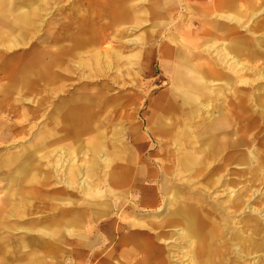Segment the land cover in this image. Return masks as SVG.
Listing matches in <instances>:
<instances>
[{
  "label": "rangeland",
  "instance_id": "rangeland-1",
  "mask_svg": "<svg viewBox=\"0 0 264 264\" xmlns=\"http://www.w3.org/2000/svg\"><path fill=\"white\" fill-rule=\"evenodd\" d=\"M30 1L36 2L34 0H0V264H95L99 256H102L108 264H112L110 258H113L115 254H110L113 245L110 241H106L110 244L106 242V244H99L96 241L93 243V255L86 256V251L89 249L87 245L90 241L88 229L91 227H94L92 233L95 240H98V234L103 228L107 232H116L118 229L123 234L127 233V228L132 229L130 233H139L137 232L139 229L151 231L146 244L152 246V253H145L143 248L134 249L133 262L134 260H145L149 255L152 259L153 256H157V252L166 257L168 264L186 263L181 260V251L178 252L174 248L178 244L177 248L181 249V238L176 240L178 228H168L167 225L163 229L159 227V221L166 222L169 218L162 214L165 208L164 196L171 194L173 190L177 191L175 192L177 202L170 204L171 208L175 209V206L181 205L183 197L181 193L186 194L181 178L174 177L172 174L169 179L173 180L171 184L176 189L168 185L169 190L165 194L161 191L157 194V191L153 189V195L150 197L155 201L148 200V196L143 198L141 204L143 209L139 203V197L147 182H152L151 187L158 189L163 179L159 174L163 164H166L174 173L178 171L176 168H179L181 146L179 147L176 142L183 145L185 141L177 140L174 135L179 127L153 126L155 128L148 129L145 113L149 109L161 111L163 106L159 103L162 100L158 97L170 91L167 76L158 58L162 51H159L157 56V50L162 45L156 47V42L158 44L165 42L166 39L168 40L167 35L170 34L176 37V40L173 38L174 41L171 42L169 48H176L174 46L179 40L181 41V52L184 53L183 43L187 42L185 38H190L193 33L201 29L203 19L209 9L208 4L214 0H192V3L189 0H174L178 4L170 9L171 19L168 26L160 29L153 28L154 32L151 33L152 22H155V19L142 20L132 11L135 7L132 2L134 0H127L120 8H113V6L110 8L111 18L108 24V26L112 23V25L125 24L127 28L112 29L109 27L106 30L108 33L104 36L93 34L95 24L98 27L99 23H102L101 19H95V23L91 19L88 25L81 19L83 9L90 5L89 0H64L58 4H55V0H45L47 3H42L43 10L38 16H31L29 26H21L20 29L7 26L15 20L20 11L26 8L33 10L34 4ZM141 1L147 2L146 6H142L144 15L150 17L151 9L157 7V15L163 17L162 5L156 2L152 4L151 0ZM252 3L256 6V10H252L253 13L264 8V1L249 0V4ZM94 6L93 4L92 7ZM139 21L145 23L136 28ZM103 22H108V19H103ZM185 23L188 28H185ZM165 24L163 19L160 27ZM245 25L250 32H254L250 35V39L264 44V12L247 19ZM108 26L105 25V27ZM83 29L85 32L82 35ZM98 31L102 32L100 28ZM140 32L144 33L145 41H148L152 48L149 71H137V74L133 75V72H136L133 66V69H124L125 77L119 80L118 70L120 71V68L115 52L120 50L123 55L127 54L133 45L125 43L124 40ZM243 34L246 33L239 32V35ZM87 37L94 39L92 45L89 44L82 49L74 47L78 39ZM100 37L104 38L102 44H100ZM221 42V40L218 41V48H221L219 44ZM92 49L105 56L104 67L95 66L90 53ZM214 54L216 53L211 55L214 56ZM46 60L52 62L49 74L52 73L56 77L50 76L49 81L41 78L33 79L34 73L38 71V65ZM243 62L249 64L246 60ZM242 78L251 79L253 87L264 85V80L256 79L248 71H243L237 79L242 80ZM236 81L227 91L219 85L216 86L214 92L220 95L210 101L211 105L208 108L211 107L214 111L211 117L204 111H198L189 118L188 110L179 108L176 104L165 116L169 117L176 126H180L181 123L190 126L188 129H191L193 140L195 137L198 140L203 131H206L209 126L205 123L210 118L213 124L224 121L225 125L217 126L224 128L218 131H228L232 138L241 137L244 145L240 146V149L223 147L217 153L212 154L214 158L205 176L214 171H217V175L222 174L225 177L239 176L240 184L248 186L250 181L249 175L245 174L246 169L244 167L234 169L232 165L235 163L236 154L241 153L240 150L245 153L247 147L257 151L261 157V163H264V103L258 108L251 107V102L247 100L251 91L242 92L239 88L241 84ZM135 83L136 87L132 85ZM224 94L227 96L225 97ZM237 99L238 101L241 99L245 106L246 115L242 117L235 108L239 106ZM155 100L157 101L152 104L151 101ZM61 103L62 106H60ZM86 107H88L86 111L92 114V122L97 123L95 131L100 132L104 129L108 148L112 151L114 141L116 146L119 145L122 149L121 159L111 160L109 164L102 161L104 154H100V158L96 159L88 152L87 145L91 132L72 129L77 126L72 119L74 111L85 110ZM121 127L122 137L116 141L114 140L115 135H112L113 130ZM231 132L234 134L232 135ZM202 140L206 139L203 138L200 141ZM48 147L57 148L56 155L58 156L69 152L68 157L75 160L74 165L85 166L87 162H94L93 174L88 178L84 188L78 183L82 179L79 176L68 186L61 180L64 178V168L57 165L58 176L54 175L50 165L47 166L50 161L38 159L37 156L47 151ZM36 148H40L41 151L34 152ZM28 154L32 155L31 159L24 163V157ZM222 159L228 162L220 166ZM18 168L19 174L14 173ZM110 170L113 174L115 173L116 179L109 180L107 175ZM234 172L239 174L235 175ZM150 175L151 178L146 177ZM135 177L139 178L137 179L139 183L142 180L143 185L133 182L130 185L132 178ZM202 181L203 179L199 178L195 184ZM256 181H260L259 184L258 182L250 183V186L252 184L259 190L255 194H251L252 191L249 192L248 202L255 207L264 208V181L262 177ZM105 186H114L113 189L116 191L113 194L120 197L130 196L129 199H124L127 202L124 211L129 210L134 213L127 216V220L148 221L151 224L120 223L119 219L114 216L110 218L114 221L113 226L110 225L111 222L106 225L102 221L96 223L97 218L92 217L87 210L90 209L92 203L96 202V200L91 201L95 192L101 191L99 188L104 190ZM67 200H70V204L65 203L68 202ZM113 200L115 199L112 196L108 200L109 204L106 206L108 212L109 207L113 209ZM145 204L155 210H145ZM50 205L56 207L57 210L50 212ZM245 213L247 214L248 211ZM252 215L255 216V214ZM51 216L54 219L51 220ZM85 217L87 218L84 221ZM67 218L69 221L66 225L69 223V226L61 227V222ZM91 218L92 222H90ZM257 219L264 223V215L260 217L258 215ZM52 222L58 226L51 228ZM82 223L86 224L80 225ZM67 227L70 233L66 231ZM160 234L175 239L177 243L172 240L164 245L155 238V235ZM244 236L247 234L245 233ZM50 240L57 241V245L52 246ZM151 240H154V243ZM235 248L231 247L229 253L233 259L237 254ZM260 252L259 250L253 255L256 256ZM168 253H173L174 256L169 259ZM240 255L243 256L240 262L253 264L256 261L253 255H245L242 252ZM91 256L92 260H90ZM128 260L129 258H127V263Z\"/></svg>",
  "mask_w": 264,
  "mask_h": 264
},
{
  "label": "bare ground",
  "instance_id": "bare-ground-1",
  "mask_svg": "<svg viewBox=\"0 0 264 264\" xmlns=\"http://www.w3.org/2000/svg\"><path fill=\"white\" fill-rule=\"evenodd\" d=\"M34 1L36 2L30 1V3L34 4L33 10L26 8V10L20 11L16 15L15 20L11 21L7 26L17 29H20L21 26H29L31 16H38L43 10L42 3H47L45 0ZM207 4L205 5L207 6ZM208 5L209 9L208 11L206 10L207 13L203 19L201 29L193 33L190 38H185L187 42L183 43L184 53L177 48H169L161 52L159 58H166L167 60V66L163 67V69L167 76L166 80L169 82L170 92L168 96L164 94L159 96L160 100H162L159 104L163 106L161 111L149 109L145 114L148 129L155 128L153 126L182 127L178 128L174 135H176L177 140L181 139V141H185L183 145L176 142L179 147L181 146V155L178 162L179 168H176L178 171L174 173L166 164H163L159 171L160 177H163V179L158 189L154 188V190L157 191V194L158 191L164 194L167 193L169 190L168 185H172L171 183H173V180H170L169 176L172 177L173 174L174 177L181 178V183L186 189V194L185 192L181 193V197L183 196L181 198V205L175 206V209L171 208L170 204L172 205V202L176 201L177 196L175 192L177 191L173 190L171 194L164 196L165 208L162 214L167 215L169 218L166 222L159 221V227L163 229L167 225L169 226L168 228H178L177 231L179 232L176 233V240L181 238V249L177 248L178 244L174 248L178 252L181 251V260L186 261L184 264H248L240 262L241 257H243L240 253L255 255L259 250L261 251L260 253L256 256L253 255L256 257V261L253 264H264V223L259 222L257 219L258 215L259 217L264 215V208L255 207L250 204L251 202H248L249 192L252 191L251 194H255L259 190V188H255L252 184L255 182L259 184L260 181L256 180H259L261 177L262 181H264V163H261V157L258 152L248 147L246 149L247 153L245 152L246 154L243 153V150H240L241 153L236 154L235 163L232 165L234 169H238L237 167H244L246 169L245 174L249 175L250 181L248 186L240 184L239 176L231 175L225 177L222 174L217 175V171L205 176L208 173L206 170L209 169L211 160L214 158L211 155L217 153L223 147L231 149L243 147L242 138H232L228 131L219 132L218 130L224 127L217 126H223L225 122L213 124L212 118H210L205 123L209 126L206 128V131H203L198 140L196 137L193 140L192 137L194 136L190 131L191 129H188L190 126H186L185 123L176 126L171 122L169 117L166 118L165 116L171 107L176 104L177 107L188 110L189 118L193 117L198 111H204V113L209 114L208 116L211 117L214 111L212 110L213 108H208L211 105L210 101L220 95L214 92L216 86L218 87L219 85L223 90L227 91L233 87L232 84L236 80L241 84L239 88L242 92L251 91L247 99L251 102V107L258 108L264 103V85L253 87L251 79H237L243 71H248L256 79L264 80V44L260 41L251 40L250 35H253L254 32H250V29L245 27V21L264 12V8L253 13L252 10H256V6L254 3L249 4V0H242V2L241 0H214ZM155 6H157L156 3ZM157 16L159 18V27L164 17ZM142 23L144 21L137 22L136 28ZM155 24L157 25V23ZM154 27L156 28L155 25ZM186 27L188 28L185 23ZM151 32H154L153 29L150 30ZM239 32H245L246 34L239 35ZM144 36V33L140 32L134 37L130 36L127 40H124L125 43L133 45V48L127 54L123 55L120 50L115 52L116 61L120 68V71L118 70V74L120 73L118 76L119 80L121 77L123 79L125 77L124 69H133V66L136 68V72L134 71L133 75L137 74V71H149V60L152 56L151 45L148 44V41H145ZM219 40L222 41L219 43L221 48H218L219 45H217ZM166 41L172 42L173 38L171 39L170 37ZM93 42L94 39L91 37L78 39L74 47L82 49L84 46L92 45ZM251 47H254V49H251ZM90 53L95 66L97 68L104 67L103 59L105 56L98 52L96 53L95 49H92ZM212 53L216 54L212 56ZM244 60L248 61L249 64H244ZM51 63L49 60L41 62L38 65L37 73H34L33 79L41 78L49 81L50 76L55 78L56 76L52 75V73L51 75L49 74ZM108 65L110 66L111 64ZM26 76L29 77V75ZM132 85L136 87V83ZM237 102H239V106L234 107L239 116L242 117L246 115L245 106L241 102V99L240 101L237 99ZM62 105L61 103L60 106ZM53 106L56 108L55 105ZM87 109L88 107L85 110L74 111L72 119L77 126L72 127V129L91 132L87 145L89 148L88 152L95 156L96 159L100 158V154H104L102 158L104 163L109 164L111 160L117 161L123 155L122 149L119 148V145L116 146L114 141L112 151L108 148L106 144L107 135L104 129L100 132L95 131L97 123L92 122V114L86 111ZM234 113L236 112L234 111ZM223 114L225 115L224 111ZM121 131L122 127L113 130L112 135H115L114 140L121 139ZM231 133L232 135L234 134V132ZM203 138L206 140L200 141ZM51 147H48L47 151H43V154L41 153L40 156H37L38 159H48L50 164H47V166L50 165L54 175L57 174L58 176L59 169L57 165L60 168H64V178L61 180L68 186L73 181L75 182L76 177L78 178L79 176L82 179L78 183L84 188L88 178L93 174L94 162H87L85 166H81V164L74 165L75 160L68 157L69 152H65L63 156H58L56 155L57 148ZM37 150L41 151L40 148H36L34 152ZM31 156V154L26 155L23 162L29 161ZM227 162L228 160L222 159L220 166ZM18 172L19 168L14 173ZM234 174L237 175L239 173L234 172ZM107 177L109 180L116 179L115 173L113 174L111 170L108 172ZM199 178L203 179V181L195 184ZM133 183L135 184L136 182ZM250 183H252L251 186ZM172 188L176 189L173 185ZM148 197V200L152 199L150 196ZM67 201L65 203L70 204V200ZM150 201H155V199ZM245 211H248V213L246 214ZM252 214H255V216ZM90 215L92 217L95 216L93 214ZM90 222H92V218ZM65 229L70 233L68 227ZM93 230L94 227L88 229L90 241L89 245H87L89 249L86 251V256L93 255V243H96V241L99 244H103L106 241L112 242L110 254L115 252L117 243L121 244V241L125 248V250H122L125 253L133 249L140 250L141 248L144 249L145 253H152L153 251L152 246H147L146 244L152 232L146 229H139L137 231L139 233H130L132 229L127 228V233L123 234L118 229L116 232H107L103 228L98 234V240L94 239ZM245 233L247 236H244ZM155 238L163 242L164 245L169 244L172 240L177 243L175 239L168 238L164 234L155 235ZM151 241L154 243V240ZM261 246L262 249H260ZM231 247H236L235 252L237 254L234 259L229 256ZM156 254L157 256H153L152 259H150L151 255H149L145 260H134V264H168L167 260H165L166 257L157 252ZM173 256V253H168L169 259ZM92 259L93 257L91 256L90 260ZM95 264L108 263L102 256H99Z\"/></svg>",
  "mask_w": 264,
  "mask_h": 264
},
{
  "label": "crops",
  "instance_id": "crops-1",
  "mask_svg": "<svg viewBox=\"0 0 264 264\" xmlns=\"http://www.w3.org/2000/svg\"><path fill=\"white\" fill-rule=\"evenodd\" d=\"M64 0H55V4L57 3H59V2H63ZM124 1H127V0H89V6H88V8H86V9H83V13H82V15H81V19H83V21H84V23L85 24H89V21L91 20V19H93V22L95 21V19L96 20H99V19H101L102 21V23H99V25H98V27H97V25L95 24V29H94V32H93V34H99L100 36H104V34H107L108 32H106V30H107V28H109V27H111L112 29H117V28H120V29H122L123 27L124 28H127V26L125 25V24H123V25H120V24H118V25H110V26H108V24L110 23V18H111V12H109V10H110V8L113 6V8H120L121 6H122V3L124 2ZM187 1V0H186ZM238 1H240V0H238ZM133 2V5L135 6L134 7V9H132V11L136 14V15H139L140 17H141V19L142 20H149V19H151V20H154L155 19V22L153 21L152 22V26H151V28L153 29V28H155L154 27V25L156 26V28L155 29H157V28H163V27H167L168 25L167 24H169V21H170V19H171V15H169L170 14V9L174 6V5H177L178 3H176L174 0H151V2H152V4H153V2H156L157 4H159V5H162L163 6V17H164V20H165V25H162V27H158V23H159V18H158V16H157V11H158V9H151V16L149 17V16H146V15H144L143 14V12H142V10H143V7L144 6H146V1L145 2H142L141 0H134V1H132ZM189 2L190 3H192V0H189ZM241 2H242V0H241ZM93 4L95 5L94 7H92L93 6ZM132 4V3H131ZM150 5H151V3H150ZM143 6V7H142ZM103 19L105 20V19H108V22H103ZM85 20H88L87 22L85 21ZM95 23V22H94ZM145 23V22H144ZM144 23H143V25H144ZM155 23H157V25L155 24ZM105 25H107L108 27H105ZM87 28V27H86ZM86 28H85V30H86ZM100 28L101 30H102V32H100V31H98V29ZM154 29V30H155ZM85 30L83 29L82 30V32H81V34L83 35L84 34V32H85ZM103 34V35H102ZM168 36V39L171 37V39L172 38H175V40H176V37H172V35H170V34H168L167 35ZM101 38V37H100ZM121 39V38H120ZM119 40V39H118ZM167 40V39H166ZM174 41V40H173ZM170 42V41H169ZM168 41H162L161 42V44L159 43L158 44V42H156V47H158L159 45H162L161 47H160V49H158L157 50V56L159 55V51H166V49H169V47H170V44H171V42L169 43ZM102 43H104V38H101V41H100V44H102ZM177 47V49H179V50H181V41H179L178 40V43H177V45H176ZM152 49V48H151ZM174 56V55H173ZM158 58H159V56H158ZM160 59V58H159ZM171 59H173V58H171ZM160 61H161V66L162 67H166L167 66V60H166V58H163V59H160ZM170 92V91H169ZM169 92H167V93H164V95H166V96H168V94H169ZM162 95V94H161ZM159 98V97H158ZM157 100H155V101H151L152 102V104L153 103H155ZM148 111V110H147ZM146 111V112H147ZM146 114V113H145ZM140 147H141V145H139ZM146 177H149V178H151L152 176L150 175V176H146ZM139 178H141V177H139ZM138 178V179H139ZM144 178V177H143ZM135 180H137V177H135V178H132V180H131V183H130V185L132 184V182H136V183H139V180L138 181H135ZM151 183L152 182H149V184L148 185H145V187L143 188V190H142V193H141V196L139 197V203H140V206H141V204H142V199L143 198H147V196H152L153 195V189L155 188V187H151L152 185H151ZM140 185H143V182L141 181L140 183H139ZM113 188H115L114 186H111V187H106L105 186V189L104 190H102L101 188H99V190H101V191H98V193H97V191L95 192V195L92 197V199H91V201L92 202H94L95 200H96V202L95 203H92V206H91V210L90 209H88L87 210V212L89 213V212H91L90 214H93V215H95V217L97 218V221H96V223L97 222H99V221H102L103 222V224H110V223H108V222H111V224L110 225H112L113 226V222L114 221H111L112 219H110V218H112L113 216L114 217H117L118 219H119V222L121 223H124V222H134V223H140V224H149L150 222H148V221H146V222H144V221H141V220H137V221H130V220H127V216H129V215H132L131 213H134V212H130L129 210L127 211V212H125L124 211V209L126 208L125 207V205L127 204V202L126 201H124V199L125 200H127V199H129L130 198V196L127 198V197H125V196H122V197H120L119 195H117V194H113V193H115V189H113ZM130 194V193H129ZM115 195H117V196H115ZM112 196V198L113 199H115V200H113V202H112V206H113V209H111L110 207H109V209H110V211L108 212V210H107V207L106 206H108L107 204H109V202H108V200H109V198ZM115 196V197H114ZM115 206V207H114ZM146 208H145V210H147V211H152V210H155V209H152V208H150L149 206H147L146 204L144 205ZM129 208V207H128ZM141 208L143 209V207L141 206ZM130 209V208H129ZM55 210H57V208L56 207H54V206H52V205H50V207H49V211L50 212H52V211H55ZM60 210H62V211H65V210H67V209H60ZM122 210H123V212H122ZM99 212V214H97ZM53 213V212H52ZM79 214V213H78ZM118 214V215H117ZM120 214V215H119ZM52 215V214H51ZM125 215V216H124ZM65 216V215H64ZM65 217H67V216H65ZM86 218L87 217H85V219H84V221L86 220ZM50 219L52 220V219H54L52 216L50 217ZM69 221V218H67L66 220H64V221H62L61 223V227H64V226H69V223L66 225V223ZM81 220H79V222H80ZM96 223H94V224H96ZM84 224H86V223H82V224H80V225H84ZM151 224V223H150ZM58 225L57 224H54L53 222L51 223V228H53V227H57ZM54 242V243H53ZM106 243H108V244H110V242H106ZM105 243V244H106ZM50 244L52 245V246H54V245H57V241H53V240H50ZM51 246V247H52ZM99 249H101V248H99ZM122 249H124L125 250V248H124V245H123V242L121 241V244H119V243H117V246H116V249H115V252L113 253V254H115V255H113V258H110L111 259V262H112V264H134V262H133V256H134V249L133 250H130V251H127V253H125V252H123V250ZM121 258V259H120ZM127 258H129V260H128V263H127ZM100 259V258H99ZM109 259V260H110Z\"/></svg>",
  "mask_w": 264,
  "mask_h": 264
}]
</instances>
